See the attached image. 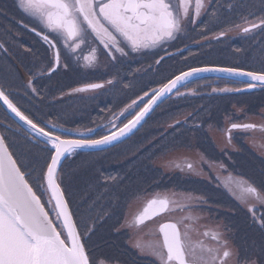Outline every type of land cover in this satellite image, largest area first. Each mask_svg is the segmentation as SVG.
<instances>
[{"label":"snow or ice","instance_id":"obj_1","mask_svg":"<svg viewBox=\"0 0 264 264\" xmlns=\"http://www.w3.org/2000/svg\"><path fill=\"white\" fill-rule=\"evenodd\" d=\"M17 6L23 13L38 19L47 29V34L38 32L37 35H42V39L55 51V67H50L49 72L56 71L60 66V49L57 46L61 43L69 51L75 52L92 37L102 46L100 50L104 55L117 62L118 55L130 57L134 53L163 48L169 41L178 39L186 25H194L201 11L208 8L204 0H194V3L193 0H17ZM245 23L249 26L242 29L244 33L257 28L264 31V18L258 22L246 19ZM224 35L225 32L219 34L220 37ZM96 51V48L90 49L91 54ZM165 54L170 55L167 52ZM84 59L88 60L89 57ZM163 60L164 57L160 56L156 63L160 64ZM63 67L67 69L69 65ZM204 72L248 77V89L257 87L255 82L264 85V69L246 71L240 67H192L168 78L158 89H153L150 96L144 92V96H149L144 107L118 131L99 138L83 133L70 138L64 134L70 132L69 129L57 131L58 125L50 122L41 126L43 121H35L21 111L5 88L0 86V101L27 126L25 132L28 142L43 143L45 148L42 151L46 152L42 165L38 169L30 168L10 150L8 137L0 134V264H108L104 259L95 261L91 258L88 241L96 234L102 217L93 219L83 214L78 216L70 207L64 179L59 176L63 172L64 160L78 149H93L118 141L144 120L159 99L174 89L177 95H182L178 86ZM106 83L112 84L113 81L108 80ZM27 87L38 95L31 79ZM103 87V83H90L73 91ZM221 91L239 92L242 89L225 88ZM139 99L143 102V97ZM136 105V100H133L119 115L123 116ZM257 127L264 130V125L255 123L231 124V129ZM8 129H11V125ZM92 131L88 129L89 133ZM186 166L190 171L193 170L191 163ZM241 191L264 203V191L261 189L248 185L241 186ZM185 199H198L202 204L207 203L203 198ZM170 204L175 202L168 198L150 200L143 212L134 218L133 224L137 227L145 225L154 215L168 211ZM176 206L181 210L191 207L190 204ZM247 207L252 223L264 234V215L257 217L254 203H248ZM199 220L200 217L189 213L182 217L179 226L178 223L160 224L159 232L163 240L158 246H150V254L159 264H229L236 253L225 235L227 226L200 224ZM192 233L200 238L195 245L191 241ZM136 247L141 252L145 250L140 242ZM248 264L258 262L249 259Z\"/></svg>","mask_w":264,"mask_h":264},{"label":"flooded vegetation","instance_id":"obj_2","mask_svg":"<svg viewBox=\"0 0 264 264\" xmlns=\"http://www.w3.org/2000/svg\"><path fill=\"white\" fill-rule=\"evenodd\" d=\"M233 1V9L243 12L240 16H244L247 13L249 15H258V13L264 15V11L262 10H252L259 8V6L264 9V2L258 5L255 3L256 0H249V2L240 0L238 8L235 3L236 0ZM208 18L209 14H206L203 20H207ZM234 19L231 21H234ZM33 28L36 29L35 32L32 31ZM255 30L250 35H243L246 39H243L242 44L237 45L236 43L237 47L231 46L232 61L234 62L232 67H240L250 71L264 69V34H256L257 31L261 30L259 28ZM38 32L47 34V29L38 19L23 13L17 6V0H0V75H21L23 80V85H20L16 79L5 83L0 80V86H3L11 94L10 98L26 115H29L35 121H42L40 118L42 117L46 120L44 121L46 124L48 122L54 123L50 121L51 117H46V112L49 116L61 118L69 122L73 129L66 128L71 130L64 133L66 136L73 137L74 134L83 133L90 135L92 138L108 135L113 129L120 127L131 119V117L120 116V112L115 116V113L118 106L128 105L136 99H138L136 102H141L140 97H138L140 95L137 96L138 98L133 97L132 100L130 99L131 96H136L138 89L141 88L142 81L140 82V75L133 74L134 71L139 69L138 67L128 69V76H124L121 72L117 71V80L115 78L111 79L113 81L112 84L106 83L107 80L104 79H101L100 82H93L82 73V71H85L82 65L88 64L94 66L96 63L95 59L100 51L97 49L94 54H91L90 49L93 48L91 47L87 51L79 48L75 52H71L61 43L57 46L60 49V66L56 68V71L49 72L50 67H55V51L42 39V35H37ZM88 43L92 45L96 43L98 45L97 41L89 37L88 42L82 46L86 47ZM241 53L243 54V59L238 58ZM84 57H89V59L85 60ZM65 64L69 65L67 69L63 67ZM115 64L118 65L117 63ZM122 72L124 71L122 70ZM130 72H132V75H130ZM30 79L33 82V87L37 89L38 95L32 93L31 88L27 87ZM125 82L128 83L124 85ZM90 83H103L104 87L82 92L73 91L74 89L83 88ZM229 84H231L229 85V89L239 88L243 90L247 88L246 83L231 81ZM217 86L219 85L209 82L196 85L195 90L198 91L196 92V98L202 100L198 101V106L192 110L189 116L191 119L197 120L199 127L203 119L205 121L211 119L214 113H217L215 115L217 121H224L228 117L229 128L222 135L226 141L223 140V137H218V140L215 138L213 141L206 140V142L202 143L200 137L191 138L192 134H196L200 130L187 132L185 126L184 129L177 131L175 135L171 134L169 136L168 133H165L168 136L160 142L161 145L165 146V149L160 152L173 147L175 144L187 145L190 142L196 143V140H199L198 148L201 153L194 152L197 153L200 161L199 168H195L194 164L188 160V157L180 160L182 162L181 172L186 175V179L182 180L183 188H190L188 187L189 181H194L208 192V194H199L200 198L206 200L207 203L202 204L198 201V209L212 211L218 217L216 223L227 226L228 230L225 232V235L228 237V242L234 243V238L237 239L235 245L236 247H240L237 251L239 261H241V258L244 256L242 249H246L251 244L250 237L248 236L251 231L248 229V219L251 217V213L247 210V204L259 202L250 195L243 194L241 186L247 187L248 185H252L264 191L263 174L261 173L258 176L259 171L255 170L257 166H260L261 171L263 170L264 157L258 154L259 149H262V147H257V151L251 144L263 145L264 130H261L260 127L256 129H231V124L255 123L258 126L264 125V86H257L253 91L248 93L229 91V94L228 91L214 92V90L221 91L224 89V87ZM25 88L28 91L26 94L22 93L25 91ZM221 95H228V105L218 104ZM93 96L95 98H92ZM36 98L35 104L23 109L25 104L32 103V100ZM57 98L59 101L56 106H48L50 101H54ZM83 99H86L84 106H82ZM36 105L41 109L36 108L34 110L31 108L36 107ZM226 106H228L227 112L224 109ZM127 113L129 112H125L124 115H127ZM1 115L4 117L2 111ZM120 118L122 119L120 120ZM181 122L183 124L184 121ZM110 123H112L111 126H109ZM173 128L176 130L177 127L174 126ZM88 129H92L93 131L89 133ZM229 129H231L230 132ZM203 131H206L205 128H203ZM148 134V137L138 136L134 139L133 143L134 147L139 150L138 158L141 160L142 169H147L149 172L156 168V156L160 155V152L156 151V146L157 140L160 137H151L153 135L151 133ZM205 135L207 136V134ZM202 136L204 137V135ZM253 137L257 140L254 141ZM211 142L214 143V146L211 145ZM221 144H226L227 146H221ZM229 145V150H226L225 148H228ZM232 145L235 148L240 146L242 150L237 153L232 149ZM101 153L102 151L87 152L85 155L80 156L79 154H75L72 156L71 162L86 160L89 166L91 164H103L105 169L109 164L112 166V159L101 156ZM246 153L248 155L246 158H248L249 162L242 161ZM259 153L261 152L259 151ZM146 155L148 156L146 157ZM206 155H208V158H206ZM126 157L127 154L116 157L115 160L120 161ZM106 160L109 162H106ZM189 163L193 165V170L191 171L186 166ZM253 175L259 178L253 179ZM62 178L65 179L64 174ZM94 178L97 179L98 174ZM83 180L78 179L80 184ZM84 183L86 189L83 190L84 186L79 187L77 193L75 188L68 186L72 209L75 204L73 199L77 198V194L87 191L96 182L94 180H84ZM164 185H171V181L164 180ZM116 186L112 190V185H109L107 188L106 184L103 183L102 188H104V191L100 192L98 200H94L96 213L100 214L99 216H103L106 212L111 213V208L115 209L116 215L104 223L105 227L106 225H110V231L100 233L102 234L101 239L108 237L106 241H110L109 243L97 244L95 236H92L91 240L88 241L91 258L95 261L104 259L108 261V264H159V261L150 254V246H158L162 243L163 237L159 232L160 224L174 221L179 224V221L174 220L171 216L174 210L171 206L172 204H170L167 212L146 221L143 226H135L133 220L143 212L150 200L160 198H168L170 200L171 196L168 195L167 189L160 188L162 184L155 178H149L148 180L140 179V177L136 179H116ZM144 192L148 197L133 211L134 217L131 218L130 216L128 218L127 213L124 212L125 207L127 208L126 203L128 198L134 193L143 194ZM132 203L136 204V201ZM191 208L192 206L190 208L185 207L182 211H189ZM228 209H232V211L228 212ZM259 209L261 207L255 208L256 215ZM261 212L264 215V211L261 210ZM195 213L204 222L206 214L198 211ZM164 217L167 219L162 220ZM99 226L101 227L102 225ZM130 229L132 231L147 232L146 238H143L145 241H135L145 246L144 252H141L137 247H129V240L127 238L130 234L128 232ZM221 231L223 230L221 229ZM115 237H119L118 242L114 241ZM98 238L100 239V235ZM125 241L127 242L125 243ZM191 241L193 245L196 244L192 239ZM107 247L118 248V252L110 250L107 252ZM138 251L140 253H148V255H140ZM197 252H199V248H197ZM261 256L259 260L256 258V261L259 264H264Z\"/></svg>","mask_w":264,"mask_h":264},{"label":"rangeland","instance_id":"obj_3","mask_svg":"<svg viewBox=\"0 0 264 264\" xmlns=\"http://www.w3.org/2000/svg\"><path fill=\"white\" fill-rule=\"evenodd\" d=\"M204 2L208 6V8L206 10L201 11L200 16L196 19V23L194 25H186L183 31L179 34L178 39L169 41L167 44L163 46V48H154V49L145 50L144 52L141 53H134L130 57H119V55L117 54L118 61L113 62L100 50L102 48L101 45L98 46L96 43H94V45L88 43L86 47H83L81 45L80 48L86 51L91 47L96 48L100 51L97 58L95 59L96 63L94 64V66H90L88 64L82 65L83 69L85 70L84 72L82 71V73L85 76H88L89 80L93 82H100L101 79L108 81L115 78L117 80L116 77L118 75L117 71L121 72V74H123L124 76H128V72H127L128 69H132L133 67L135 68L138 67L139 69L134 71L133 74L140 75V82L142 81L140 88L141 90L138 89L136 96H131L130 99L132 100L133 97H137L138 95H140L138 97L142 96L143 102L138 101L137 105L134 106L133 109H130L127 115H123L126 118H130L137 111H139L140 108L143 107L145 102L148 101L149 96L152 93V90L160 87L162 83H166L168 78H173L175 75L180 74V72L187 71L189 70V68L192 67H207V66L232 67L234 62L232 61L233 56L231 54L232 49L230 50L231 46L232 45L236 46V43L237 45L242 44L244 41L243 39H246L245 36H243V34L250 35L256 31L255 30L250 33H244L242 29L244 27L249 26L247 23H245V20L247 19L250 22H258L259 19L264 18V15H260L259 13L258 15H249L247 13L243 17L239 18V16L242 15L243 12L236 11L233 9L234 6L233 0H204ZM246 2H249V0H246ZM263 2H264L263 0L255 1V3H257L258 5H260ZM235 3L238 6V0H236ZM252 10L264 11V9L260 8V6L259 8ZM206 14H209V18L207 20H203ZM235 17L236 19H234ZM232 19H234V21H231ZM221 32H225L226 35L224 37H220L219 34ZM258 33L264 34V31L261 30L257 31L256 34ZM165 52L169 53L170 55H166ZM160 56H163L164 60L161 61L160 64H157L156 60H158ZM238 58L243 59V54L241 53L240 56H238ZM115 63H117L118 65H113ZM122 70L124 72H122ZM246 71H250V70H246ZM130 75H132V72H130ZM14 79H16L20 83V85H23V80L21 75H6V76L0 75V80L3 83L13 81ZM208 80L210 81V83L219 85L217 87L220 86L224 87V89L225 88L229 89V85H231L229 84L230 82L227 80H220V79H208ZM127 83L128 82H125L124 85H126ZM198 83L201 84L200 82ZM195 85H196L195 82L188 84V86L182 88L179 91L182 95L176 94L174 95V97L171 96L161 105H159L156 108V110L147 119L143 127L140 129L142 130L141 133L139 132L138 134L135 133L134 135H132L129 139L123 142L124 145H119L113 149L107 148L105 151H103L101 153L102 154L101 156L104 157L106 156V158L112 159L113 161L112 166H110L109 164L108 167H106V169L103 164H98V165L91 164L89 166L87 165L86 160H82L78 162L72 161L67 165L66 171L69 174L67 184L69 187L75 188L76 193L79 187L84 186L83 190L86 189L84 180H88V181L94 180L96 182L94 186H91L87 191L85 192L82 191L83 193L77 194V198L73 199V202H75V204L73 205V209L78 216L83 214L84 216H91L93 219H95L96 217H102L96 228V234L93 235L96 237L97 244H105L110 242V241H106L105 238L101 239L102 234L100 233L110 231V225H106L105 227L104 223L106 220H111L113 216L116 215V212L114 208H111L112 210L111 213L106 212L103 216H99L100 214L96 213L97 210L95 208L94 200H98L100 192L104 191V188H102L103 183L106 184L107 188L109 187V185H112V190H114L117 187L116 179H123V178L136 179L140 177V179L148 180L149 178H155L162 184L160 188L167 189L168 195L171 196L170 200L175 202V204L171 205L174 208L171 215L173 216L172 218L174 220L180 222L182 217L189 215V212H187L188 210L183 212L180 207L176 206V204L185 205L187 203H192L193 209L191 208L192 209L191 214L193 216H197V214L195 213L196 211L206 214V216L204 217V222L203 220H199L200 224L218 225L216 223V219L218 217H216L215 213L207 209L205 210L198 209V203H197L199 201L198 199H193L190 201L185 199L186 197L200 198L199 194H208V192H206L203 187L198 186L194 181H189L190 184L188 185V187L190 188H186V189L183 188L182 180L186 179V175L182 174L181 172L182 162L180 161L178 164H175L174 163L175 161L171 162L170 160L168 161L166 159L167 157H169L171 153H175L179 149L191 150L199 153L200 152L198 148L199 140H196V143L190 142L187 145L175 144L173 147H170L167 150H165L162 154L156 156V168L155 170L149 171L151 174L148 172L147 169H142L141 160L138 158L139 150H137L134 147V143H133L134 139L137 138L138 136L148 137L149 136L148 133H151V135H153L151 137H155V136L160 137L157 140L156 151L160 152L164 150L165 146L161 145L160 142H162L164 138L168 136V134L169 136H171V134L175 135L177 131L181 130L179 127L176 130L175 128H173L174 127L173 125L175 124V120L184 121L183 124L187 128V132H193V130L194 131L200 130V132L196 134H192L191 138L200 137L202 139V143L206 142V140L213 141L215 138L217 139L218 134L224 135L225 134L224 131L229 125L228 117H226L224 121L221 120L217 121V117L215 116L217 115V113H214L211 119L207 121L203 119L202 125L199 127V129H197V125H198L197 120H194V118L191 119V117L189 116L192 110H194L198 106V101L202 100L196 98V92L198 91L195 90ZM144 92H148L149 96H144ZM214 92H226V91L215 90ZM22 93L25 94L28 93L26 88L25 91H23ZM92 98L95 97L93 96ZM219 98L221 99L218 104L228 105L227 102L228 95H221ZM36 100L37 98L33 99L32 103L25 104L24 105L25 107L23 106V109H26L28 106L32 104H35ZM85 100L86 99L82 100V106L85 105ZM131 100H129V102H131ZM137 100L138 99H136V101ZM58 101H59L58 98L54 101H50L48 103V106H56ZM126 105L121 107L118 106L115 116L122 109H124ZM31 108L34 110H36V108L41 109L37 105L36 107H31ZM227 108L228 106L224 108L226 112H227ZM1 111L4 114V117H2ZM45 115L47 118L51 117L50 120L56 121L57 123H54L56 125L57 124L64 125L62 124L64 122L61 121L67 122L66 120H62L61 118L49 116L46 112ZM165 116H167V118L163 121L162 118ZM40 118L42 119L43 122L46 121L44 118L42 117ZM121 119L122 118H120V120ZM9 125H11L10 130L8 129ZM41 125L45 126L46 123L44 122ZM202 127L205 128L206 131H203ZM0 131L2 132V134L8 137L10 150H12L16 155L20 156L26 165H28L30 168H35V169H38L40 165H42L43 157L46 155V152L42 151L45 148V145L43 143H39V144L29 143L28 139H26L27 134L10 120V118L6 115V113L3 111L1 106H0ZM165 133L168 134L165 135ZM205 134H207V136ZM202 135H204V137ZM255 137H253L254 141L257 140L255 139ZM251 144L256 148L257 151H258L257 147L258 148L262 147V149H259L261 153H259L258 151V154L264 157V143H262L263 145L253 144V143ZM211 145L214 146V143L211 142ZM221 146H227V145L221 144ZM229 148L230 145L228 148L225 149L229 150ZM232 149L237 153L238 151L242 150L240 146H238V148L233 147ZM197 153L196 154L191 153L188 155L189 156L188 160L192 164H194L195 168L196 167L199 168L200 166V161L197 156ZM125 154H127L126 158H123L120 161L115 160L116 157H120ZM147 156L148 155H146V157ZM246 157H248L247 153L246 156L242 159L243 162H249L248 158ZM206 158H208V155H206ZM106 162L109 161L106 160ZM262 169L263 170L261 171L260 166H257L255 168V170L259 171L258 176H260V174L262 173L264 177V165L262 166ZM97 174H98V178L96 179L94 178V176ZM258 178L259 177L253 175V179H258ZM78 179H84V180L80 184ZM164 180H167L168 182L171 181V185L165 186ZM147 197L148 196L145 192L143 194L134 193L133 195H131V197L128 198L127 200L126 203L127 208L125 210V213H127L131 202L136 201V204L132 209L134 211L141 204V202L144 201ZM109 202L111 203V201ZM252 203L255 204V208L261 207V209L257 210V217L263 215L261 210L264 211V203H260V202H252ZM230 210L232 211V209H228V212H230ZM184 223H188V221H185ZM99 225L102 226L100 227ZM248 229L251 230L248 235L250 237L249 239L251 244L246 249L245 248L242 249V254L244 256L241 258V261H239L238 251H237V249H240V247L239 246L236 247L235 245L237 239L234 238V243L229 241V244L236 253V255H234L229 260V264H248L249 259L256 260V258H258L259 260L261 255H262L261 259L264 260V251H262V248H264V234L261 233L257 225L252 223L251 217L248 219ZM128 232L130 233L128 235L129 247H136L137 241L135 242L133 240V236H132L133 231L130 229ZM99 235H100V239L98 238ZM198 239L200 238L196 235L195 239L192 240L196 242ZM118 240L119 237L114 238V241L118 242ZM109 250L112 252H118V248L107 247L106 251L108 252ZM138 253L144 256L148 255V253H140L139 251Z\"/></svg>","mask_w":264,"mask_h":264},{"label":"water","instance_id":"obj_4","mask_svg":"<svg viewBox=\"0 0 264 264\" xmlns=\"http://www.w3.org/2000/svg\"><path fill=\"white\" fill-rule=\"evenodd\" d=\"M207 67H215V66H207ZM207 77H226V78H231V79H237V80H240V81H244V82H247L248 81V77H239V76H228L227 74H224V73H220V72H204V73H199L191 78H189V80L185 81V82H182L181 85L178 86L179 90L183 87H185L186 85L192 83V82H195L197 80H200V79H203V78H207ZM257 84H259V82H255ZM261 85V84H259ZM244 91H248V90H244ZM176 93V90L174 89L171 93H168L165 97L159 99L157 101L156 104L153 105L152 109L150 110V112L145 116L144 120L141 121V123L139 125H137L136 128H134L131 132H128L125 134V136L123 137H120L118 141H114L112 142L111 144H108V145H103V146H99L97 148H93V149H83V150H104V149H107V148H111V147H114L122 142H124L125 140H127L128 138H130L136 131H138L142 126L143 124L147 121V119L150 117V115L156 110V108L161 105L164 101H166L167 99H169L171 96H173V94ZM1 104L7 109V106L3 104L2 101H0ZM144 106V105H143ZM7 111L14 117L16 118L22 125L23 122L20 121L16 116L15 114L11 113L10 110L7 109ZM138 112V111H137ZM132 118V117H131ZM25 127H27L26 125H24ZM1 134V133H0ZM162 213V212H161Z\"/></svg>","mask_w":264,"mask_h":264},{"label":"bare ground","instance_id":"obj_5","mask_svg":"<svg viewBox=\"0 0 264 264\" xmlns=\"http://www.w3.org/2000/svg\"><path fill=\"white\" fill-rule=\"evenodd\" d=\"M167 116H169V115H167ZM167 116H165V117H163L162 119H163V121L167 118ZM177 121H179V123H177ZM146 123V122H145ZM144 123V124H145ZM143 124V125H144ZM173 126H176L177 128L179 127L180 129H183L184 127H185V125L184 124H182V122L180 121V120H175V124L173 125ZM143 127V126H142ZM141 127V128H142ZM140 128V129H141ZM229 127H227L226 128V130L228 129ZM138 130V131H136L135 133H139V132H141L142 130ZM134 133V134H135ZM133 134V135H134ZM219 138H222L223 136L221 135V134H218L217 135ZM217 137V138H218ZM129 139V138H128ZM223 140L224 141H226L225 140V138L223 137ZM164 152V151H163ZM163 152H160V154H162ZM195 151H191V150H185V149H179V150H177L175 153H171L170 155H169V157H171V158H169V157H167L166 159L169 161H175L174 163L175 164H177V163H179V161L182 159V158H184V157H189L188 155L189 154H191V153H193V154H196V153H194ZM163 159V158H162ZM188 204H190L191 206H192V203H187V205ZM134 205H135V203H132V204H130L129 205V208H128V212H127V217L129 218L130 216H131V218H133L134 217V212H133V207H134ZM191 211H192V209L191 210H189L188 212L189 213H191ZM162 215V214H161ZM172 215V214H171ZM182 216V215H181ZM173 217V216H172ZM163 219H167V218H162V220ZM146 231H137V230H135V231H133V233H132V236H133V240L134 241H145L143 238H146ZM195 237H196V235H195V233H192L191 234V238L194 240L195 239ZM108 239V237H105V240H107Z\"/></svg>","mask_w":264,"mask_h":264},{"label":"trees","instance_id":"obj_6","mask_svg":"<svg viewBox=\"0 0 264 264\" xmlns=\"http://www.w3.org/2000/svg\"><path fill=\"white\" fill-rule=\"evenodd\" d=\"M206 82H209V83H210L209 80H204V81H201L200 83H206ZM242 97H243V96H242Z\"/></svg>","mask_w":264,"mask_h":264}]
</instances>
